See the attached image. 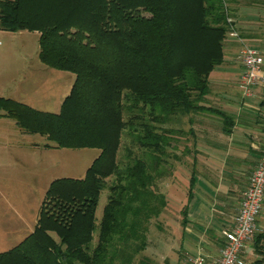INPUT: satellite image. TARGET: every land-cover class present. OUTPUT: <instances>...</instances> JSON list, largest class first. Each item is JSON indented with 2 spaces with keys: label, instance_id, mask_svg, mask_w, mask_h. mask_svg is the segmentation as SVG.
<instances>
[{
  "label": "trees",
  "instance_id": "1",
  "mask_svg": "<svg viewBox=\"0 0 264 264\" xmlns=\"http://www.w3.org/2000/svg\"><path fill=\"white\" fill-rule=\"evenodd\" d=\"M262 1L0 0V30L37 32L39 62L73 75L57 112L0 96V117L51 142L42 147L98 150L81 178L49 182L32 230L0 251V264H152L134 257L151 222L162 232L155 182L171 174L165 157L180 159L184 116L212 112L208 77L237 11ZM124 137L141 157L125 147L118 159ZM263 243L259 233L256 264Z\"/></svg>",
  "mask_w": 264,
  "mask_h": 264
},
{
  "label": "crops",
  "instance_id": "2",
  "mask_svg": "<svg viewBox=\"0 0 264 264\" xmlns=\"http://www.w3.org/2000/svg\"><path fill=\"white\" fill-rule=\"evenodd\" d=\"M248 7L264 10V0L260 5L241 6L237 11L235 34L231 33L224 40L223 61L208 77L209 92L203 104L213 110L182 118V138L178 146L181 156L168 164L171 174L163 183L167 188L166 205L159 215L162 232L158 235L173 240L180 264H191V259L197 255L203 258L202 264L215 263L223 242L220 232L232 225L248 175L262 148L264 87L253 86L250 95H243L237 83L243 70L239 58L241 47H252L264 54V19L241 20L240 10ZM52 70L62 72L40 65L29 68L21 76V82L43 85L41 77L55 72ZM213 74L217 78L211 81ZM72 80L73 75L68 91ZM64 95L58 100V109ZM17 97L32 108L48 98L32 92L24 94L20 89H17ZM33 99H37L34 104ZM174 152L180 154L177 150ZM172 203L178 205L174 207ZM255 228L253 240L240 252L243 264H256L254 239L264 233V195Z\"/></svg>",
  "mask_w": 264,
  "mask_h": 264
},
{
  "label": "rangeland",
  "instance_id": "3",
  "mask_svg": "<svg viewBox=\"0 0 264 264\" xmlns=\"http://www.w3.org/2000/svg\"><path fill=\"white\" fill-rule=\"evenodd\" d=\"M239 15L243 21L264 19V10L260 7H248L241 9ZM37 50L35 31L0 30V96L22 102L25 100L17 97V89L24 94H41L48 98L44 99L43 103H35L37 99H33L34 108L49 112H53L51 109L58 111V100L68 92L71 73L52 70L55 72L41 77L44 79L43 85L34 86L21 82V76L29 68L40 65L45 67L37 59ZM216 78V74H213L210 80L214 81ZM179 127L182 128V125ZM50 143L38 134L18 132L9 118L0 119V251L15 245L25 236V232L32 228L49 182L58 177L81 178L85 168L98 152L94 148L42 147L43 144ZM125 147L131 150L133 156H142L143 151L124 137L118 149V159L123 160ZM165 160L169 163L173 159L166 156ZM165 180L166 178L162 177L155 182V189L163 194L167 189L163 184ZM106 181L108 183L109 179ZM106 195L105 189L99 192L94 214L96 222L106 202ZM177 205L178 203H172L171 206ZM158 233L161 232L156 228L155 222H151L146 234L147 246L134 257V262L143 256L150 258L152 264H180L173 240L165 239ZM94 240L95 235L93 242Z\"/></svg>",
  "mask_w": 264,
  "mask_h": 264
},
{
  "label": "built area",
  "instance_id": "4",
  "mask_svg": "<svg viewBox=\"0 0 264 264\" xmlns=\"http://www.w3.org/2000/svg\"><path fill=\"white\" fill-rule=\"evenodd\" d=\"M232 33L235 32L231 29ZM243 70L238 77V88L243 95H250L253 86L264 87V54L259 50L242 46L239 51ZM264 195V139L260 154L251 169L238 207L232 218V225L221 230L223 242L214 264H243L241 250L250 243L255 234V220L261 208ZM199 255L191 264H202Z\"/></svg>",
  "mask_w": 264,
  "mask_h": 264
}]
</instances>
